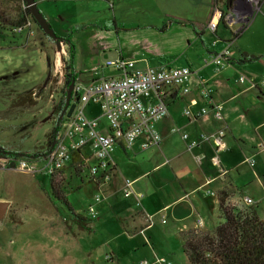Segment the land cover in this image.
<instances>
[{"label":"rangeland","instance_id":"obj_1","mask_svg":"<svg viewBox=\"0 0 264 264\" xmlns=\"http://www.w3.org/2000/svg\"><path fill=\"white\" fill-rule=\"evenodd\" d=\"M35 2L56 34L64 38V45L61 44L59 50L31 18V26H24L30 28V34L27 29L21 33L13 29L25 6L23 0H0V145L17 152L33 153L46 144V134L52 127L53 103L58 101L64 81L68 44L73 45V66L79 73V81H76L86 85L102 76L117 74L115 68L106 66V61L121 56L120 49H123L127 37L146 38L151 34L146 28H162L170 19L190 22L189 28L203 29L204 38L210 44L224 37H232V42L234 39L232 32L224 26L219 28L220 37L217 30L212 32L207 26L215 9L224 8L223 0L215 4L214 0ZM240 26L236 23L233 28ZM158 48H164L161 42ZM239 51L264 54V3L231 45L235 58H238ZM93 55L95 63L90 61ZM200 55V50L195 48L179 57L173 56V59L182 66L187 61L201 63ZM49 73L42 94L32 96L35 99L32 104H25L27 102L23 99L24 105L10 106L18 99L19 93L25 94L43 85ZM222 75L228 76L230 95L235 96L228 101V115L233 125L226 141H230L231 151L224 160L221 156L225 154L220 153V160L226 168L220 173L224 179L229 172L231 178L225 179L228 182L232 179L239 190L232 186L229 203L244 210L250 204L241 196L251 197L255 202L253 205L257 204L258 216L264 219V96L259 94L258 88H247L252 79L259 82L264 78V59L230 65ZM76 96L72 91L71 101L74 99L75 106ZM90 110H96V107ZM211 149L212 156H201L202 161L194 157V161L185 141L176 138L169 152L179 154L188 163L193 161L198 166L193 171L204 169L213 174L220 168L212 164L215 152L213 146ZM86 154L90 156L89 148H86ZM23 158L30 161L36 171H22L16 165L12 169L0 166V201L9 202L0 220V264H143V261L147 264H189L173 222L176 219L169 210L156 214L153 224L140 230V217L136 213L139 208L134 211V198L124 195V180L130 179L132 187L144 194L141 201L149 200L154 204L153 195L148 200L147 197L155 191L151 180L157 177L158 165L167 159L166 152L156 148L140 150L137 144L126 153L116 148L113 158L117 166L111 180L104 185L90 181L86 165L79 173L68 164L64 165L53 176L57 194L64 195L75 212L90 218L86 228L77 225L68 206L52 194L47 175L41 170L44 161L31 156ZM247 158L254 159L253 166ZM92 162L93 159L89 158L87 165ZM206 164L214 168L205 169ZM165 168L171 169V165ZM207 188L197 191L195 197L202 200L200 191ZM97 195L102 199L100 202L95 200ZM91 206L96 213L94 218L88 212ZM122 208L125 209L121 213ZM199 212L204 228L214 229L219 222L217 210H210L205 205L199 207ZM190 220L194 218H189L188 222ZM160 259L166 261L159 263Z\"/></svg>","mask_w":264,"mask_h":264},{"label":"built area","instance_id":"obj_2","mask_svg":"<svg viewBox=\"0 0 264 264\" xmlns=\"http://www.w3.org/2000/svg\"><path fill=\"white\" fill-rule=\"evenodd\" d=\"M262 1L224 0L222 2L224 8L215 9L207 26L215 32L222 23L232 32L233 36L249 25L254 12L261 8ZM26 21V24L23 23L17 27V32H20L24 26H31V21ZM236 23L241 24L240 28H233ZM24 29L27 28L24 27ZM27 30L30 34V28ZM231 44L232 38L227 40L221 49L209 50L203 58V64H212L216 70L229 65L232 56ZM106 66L115 68L117 74L92 80L86 85L78 81L74 83L73 92L77 95L76 106L72 114L63 120L61 131L53 140V146L40 158L44 161L41 170L47 175L54 176L64 165L72 162L75 152L80 150L81 159L84 160L90 173V181L97 185H104L113 177L116 165L113 151L117 146L131 149L134 144H137L139 149L145 150L160 144L162 137L157 125L168 115L167 100L178 89L182 93H187L194 74L190 66L138 65L137 60L124 57L107 60ZM199 81L200 94L205 105L196 111H191L189 108L184 109L183 113L192 118L211 112L216 120H222L223 104L213 100L212 87L201 78ZM251 82L252 87L258 85L264 87V78L259 82L252 79ZM90 104L98 106V115L87 114L86 107ZM177 129L173 127L172 132ZM225 130V127H221L212 133L202 132L196 139H189L188 134L182 132L181 137L186 141L189 149L196 147L200 141L210 142L215 151L212 164L220 168L222 172L223 167L219 154L227 148L224 140ZM86 148L91 150L90 156H87ZM89 158L93 159V162L87 165ZM11 160L10 157L0 156V166L12 169L8 165ZM247 161L251 166L254 165V159L247 158ZM14 162V166L16 165L22 171H36L35 166L25 158ZM124 181L125 197L132 196L135 204L140 206L143 193L135 192L130 179ZM211 181L212 178L208 177L205 184ZM207 193L214 194L210 190ZM95 200L100 202L102 199L97 195ZM243 200L247 204L254 203L249 197ZM88 212L95 217L96 213L92 206ZM152 224V215L146 214L145 227ZM197 224H202L200 217ZM160 261L165 262L166 260L160 259L158 262ZM143 264H147V261H143Z\"/></svg>","mask_w":264,"mask_h":264},{"label":"crops","instance_id":"obj_3","mask_svg":"<svg viewBox=\"0 0 264 264\" xmlns=\"http://www.w3.org/2000/svg\"><path fill=\"white\" fill-rule=\"evenodd\" d=\"M262 3H264V0L262 1ZM223 26L224 25L221 23L217 29V36L219 37H220L218 33L219 28ZM164 28L166 29L162 31ZM147 29L150 30L151 34H148L149 36L146 38L127 37L123 49H120L121 56L119 57L137 60L138 65L149 64L153 66H162V65L180 66L175 63L177 59H173V56L179 57L181 56V54L188 52L190 49L194 50L195 48H197L201 52L200 55L202 60L201 63H193L191 61L190 62L187 61L186 64H182V66H190L194 71V74L190 81V90L187 93H182L178 89L174 91L171 97L167 100L168 110H169L168 115L164 119L159 121L157 125L158 130L162 137L161 142L158 146L148 148L150 150L153 148L160 149L163 151V153L166 152L167 155V159L161 162L157 167L159 168V171H157L158 174L156 179L151 180L153 184L152 186L155 191L153 194H150L147 197V200L153 195V199L155 202L153 204L150 203L149 200L147 201L148 203L147 202L143 203L141 201L140 206H137L135 204V200L132 203L134 205V211L137 209V207L139 208L136 211V213L140 217V228L143 227V225L146 223L145 221L146 214L152 215V217L156 218V214H159L160 212L166 211L168 209L170 215H172L176 219L173 222L177 226V230H178L177 233L180 238V233L182 231H187L190 229H198V228H199L198 230L200 229L208 230L204 228V224L201 225L197 224V220L199 219V217H201L199 215L200 213L199 207L206 205L210 210H214V211L217 210L216 197L207 194L206 191L211 190L216 193L227 183H232L233 185V181L231 179L230 182H228V179H225V177L231 178V174L229 172L223 179L219 169L218 170L215 169L216 171L213 172L214 175L211 174V171H207L204 169H200L199 171H193V169H195L198 166H195L193 164V161H190L189 163L186 162L185 158L181 157L179 154L169 152V147L172 145V141L176 138H181L182 140H184L181 137L182 132L187 133L189 139H196L198 138L199 134L202 132L212 133L221 127H225L226 130H225L224 140L226 142L227 148L221 152V155L225 154L223 157L221 156V160H224V158H226L227 156L226 154L231 151V148L229 147L231 143L230 141H226V138L228 137V133H231L230 126L233 125V121L228 115V110H229L228 101L235 95L234 94L230 95V91L227 86L228 76L223 77L222 72H224L225 68L230 65L234 66L235 64H241V63L237 61V58H235V56L231 52L232 56L230 59V64L220 70H216L214 65L212 64H208V65L203 64V58L209 50L221 49V47L225 45V42L231 39L232 37L221 38L222 39L221 41L214 40L210 44L204 38L205 31L203 29L201 28L197 29L196 27L195 30L193 27L189 28L187 25L177 22L165 23L162 25V28L151 27V28H146V30ZM245 29H243V31ZM106 31H111V30L106 29ZM241 35L242 33L236 38H234L233 42L236 39H238ZM160 42L164 46L163 49L158 48ZM233 42L231 45H233ZM240 52L241 51H239V53ZM94 57L95 55H93L90 58L91 63L96 62L94 60ZM261 59H264V57L260 58V60ZM200 78L204 80L210 87H212L211 95L213 100L215 102L218 103L221 102L223 104V119L220 121L216 120L211 112L192 118L187 117L183 113L184 109L189 108L191 111H196L205 105V101L203 100L200 94V88H201V84L199 81ZM250 87L252 86L251 85L247 86V88ZM255 88H258L259 94L264 96V87L258 85ZM93 106L96 107V110H90V108ZM86 112L90 116L98 115L99 114L98 106L95 104H90L86 107ZM224 112H225V116H224ZM173 127L178 128L177 131L172 132ZM211 146L212 144L208 141H200V143L196 147L191 149L188 148V150L189 152H191L192 155L191 158L193 160L194 157H196L197 161H202L203 158L201 160V156H204V158H209L210 156L213 155ZM116 148L122 149L123 152L125 153L128 150H130V149H124L120 145L117 146ZM131 149H133V147ZM219 158H220V154H219ZM167 165H171V169L165 168V166ZM221 165H222V161H221ZM199 166L201 167L203 165H199ZM222 167L225 168L223 165ZM210 168L212 169L214 167H212L210 164H206L205 169H210ZM227 171H229V169H227ZM208 176H212L214 179L210 184L204 186V182H205L204 180H206ZM204 187H208V188L203 192L200 191L202 193V197L200 196L202 200L197 199L195 197L197 194L196 192ZM233 187L235 186L233 185ZM235 188L239 192L238 188L237 187ZM135 192L137 191L135 190ZM211 196L213 197L211 198ZM241 197L243 198L244 196ZM155 208L156 210H154ZM123 209L125 208L121 209V213ZM191 217H193L194 220L193 221L190 220V222H188L189 218Z\"/></svg>","mask_w":264,"mask_h":264},{"label":"trees","instance_id":"obj_4","mask_svg":"<svg viewBox=\"0 0 264 264\" xmlns=\"http://www.w3.org/2000/svg\"><path fill=\"white\" fill-rule=\"evenodd\" d=\"M23 2L25 4L23 11L18 15L15 24H13L16 25L13 28L15 30L18 26L25 22L24 20H30L29 18H31L32 21L37 25L29 7L24 0ZM215 3L216 0H214V4ZM171 22L191 25L190 22H185L183 20L170 19L169 23ZM193 28L196 30L195 26H193ZM22 31L23 29L20 32H17L16 30L17 33H21ZM242 31L243 29H240L234 34L233 38L239 36ZM42 33L45 35L43 31ZM48 39L50 40V38ZM60 39L64 40L62 37H60ZM68 46L69 57L64 61V81L60 90L58 101L56 104L53 103L55 107L53 108L52 105V127L46 134L47 149L44 150L45 152L52 146L53 140L61 131L62 122L66 119L65 115L61 117V112L66 103V90L72 80H77L79 74L73 66V45L68 44ZM262 57H264V55H255L241 51L237 61L241 64L252 63ZM32 94V91H27L25 94L19 93L18 99H15L16 101L14 100L12 102L15 103V106L24 105V102H27L25 104L28 105L32 104V102L35 100L32 98ZM45 152L37 150L33 153L27 152L25 155L29 156L32 154L35 157L39 156L38 158L36 157V159H40L45 154ZM79 153L80 150L75 152L72 162L68 164L69 167H73V171L76 173H79L82 170V167L85 165L84 160L81 159ZM11 155L12 160L9 161L8 165L9 167L14 168V159L18 158L20 155L17 153V151H11ZM47 178L48 183L50 182L49 185L54 192L52 194L55 196V198L63 201L65 205L68 206L71 211V218L77 225L86 228L90 218L86 215L75 212L71 205L66 201V197L64 195L57 194L58 187H55L54 185L53 176L47 175ZM232 186L233 185H231V183H227L216 192V204L218 212L217 217L219 222L214 227V229H190L180 233L182 250L184 251L189 264H264V219L258 216L256 208L257 204H250L246 209L241 210L237 206L229 203V198L233 194Z\"/></svg>","mask_w":264,"mask_h":264},{"label":"water","instance_id":"obj_5","mask_svg":"<svg viewBox=\"0 0 264 264\" xmlns=\"http://www.w3.org/2000/svg\"><path fill=\"white\" fill-rule=\"evenodd\" d=\"M27 6L29 7L31 14L37 23V25L40 27V29L48 36L50 37L56 44L57 50L61 48V39L60 37L56 34L54 29L51 27L50 23L46 20L42 12L39 10L35 0H24ZM63 59V57H62ZM50 78V73L48 74V77L46 81L44 82L43 86L47 83L48 79ZM74 80H72L68 88L66 90V103L65 106L61 112V117L65 115V117H69L74 108H75V103L71 102L72 98V91H73V86H74ZM5 151L2 150V146L0 145V153H4ZM9 206L8 201H0V220L3 218V216L6 213V210Z\"/></svg>","mask_w":264,"mask_h":264},{"label":"flooded vegetation","instance_id":"obj_6","mask_svg":"<svg viewBox=\"0 0 264 264\" xmlns=\"http://www.w3.org/2000/svg\"><path fill=\"white\" fill-rule=\"evenodd\" d=\"M46 35V34H45ZM54 42V41H53ZM64 76V75H63ZM49 80V79H48ZM77 80H78V78H77ZM48 82V81H47ZM47 84V83H46ZM46 84H45V86H46ZM45 86H43V85H39V86H37V87H35L34 89H31L30 91H32L33 92V94H32V96H34V97H36V96H39L40 94H42V91H43V88H45ZM34 90V91H33ZM71 102H74V99H72V101ZM13 102H11L10 103V106L11 105H13V106H15V103H13ZM9 106V107H10ZM2 146V145H1ZM52 146H53V142H52ZM51 146V147H52ZM44 148L43 149H39V150H41L42 152H45L44 150L45 149H47V147H46V144L43 146ZM50 147V148H51ZM50 148H48V150L45 152V154L50 150ZM2 150H4L5 152L4 153H0L1 155L0 156H7V157H10L11 159H12V155H11V151H14V150H9V149H6L5 147H3L2 146ZM20 156L18 157V158H16V159H14L15 161L16 160H18V159H20V158H23L24 157V155L27 153L26 151L25 152H17ZM29 153H31V152H29ZM44 154V155H45ZM26 156V155H25ZM29 156H31V157H33L34 155H32V154H30ZM37 158L39 157V156H36ZM35 156H34V158H36ZM26 159V158H25Z\"/></svg>","mask_w":264,"mask_h":264},{"label":"clouds","instance_id":"obj_7","mask_svg":"<svg viewBox=\"0 0 264 264\" xmlns=\"http://www.w3.org/2000/svg\"><path fill=\"white\" fill-rule=\"evenodd\" d=\"M244 29H245V28H244ZM62 49H63V48H62ZM208 177L213 178L212 176H208ZM208 177H207V178H208ZM207 178H206V179H207ZM205 181H206V180H205ZM211 182H212V181H211ZM211 182H210V183H211ZM210 183H209V184H210ZM206 185H208V184H205V182H204V186H206ZM207 191H209V190H207ZM207 191H206V193H207ZM210 191H211V190H210ZM211 192H213V193H214L213 196L216 197V193H215L214 191H211ZM207 194H209V193H207ZM210 195H212V194H210ZM245 197H248V196H245ZM249 198H251V197H249ZM242 200H243V198H242ZM253 201H254V200H253ZM254 203H255V202H254ZM252 204H253V203H252ZM145 221H146V217H145ZM145 225H146V223L143 225V227H145ZM143 227H141L140 229H142Z\"/></svg>","mask_w":264,"mask_h":264},{"label":"bare ground","instance_id":"obj_8","mask_svg":"<svg viewBox=\"0 0 264 264\" xmlns=\"http://www.w3.org/2000/svg\"><path fill=\"white\" fill-rule=\"evenodd\" d=\"M61 44L64 45V40L63 39H61Z\"/></svg>","mask_w":264,"mask_h":264}]
</instances>
